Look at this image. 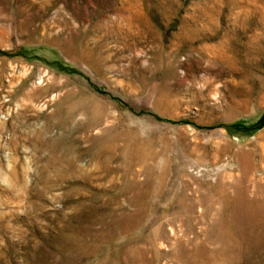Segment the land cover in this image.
I'll return each mask as SVG.
<instances>
[{"label": "rangeland", "instance_id": "obj_1", "mask_svg": "<svg viewBox=\"0 0 264 264\" xmlns=\"http://www.w3.org/2000/svg\"><path fill=\"white\" fill-rule=\"evenodd\" d=\"M0 264H264V0H0Z\"/></svg>", "mask_w": 264, "mask_h": 264}]
</instances>
